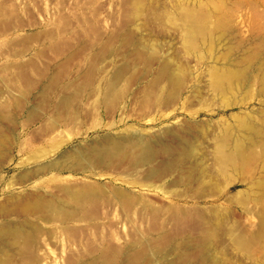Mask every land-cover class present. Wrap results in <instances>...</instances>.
<instances>
[{
  "label": "rangeland",
  "instance_id": "obj_1",
  "mask_svg": "<svg viewBox=\"0 0 264 264\" xmlns=\"http://www.w3.org/2000/svg\"><path fill=\"white\" fill-rule=\"evenodd\" d=\"M263 10L264 0H0V205L10 210L13 205L20 213L17 218L1 213L0 221L17 220L21 230L11 264H167L179 259L184 245L190 246L188 262L194 264L199 260L194 243L206 238L209 226L207 232L220 233L206 239H217L220 249L205 264H264V240L253 236L260 234L262 207L255 204L258 189L248 188L262 177L261 161H253L245 175L239 157L233 155L235 161L231 155L237 136L242 140L245 133L238 116L264 126V95L257 94L260 84L249 95L245 89L231 95L213 83L212 71L222 72L220 66H233L255 48L264 59ZM219 20L227 27L217 25ZM170 69L180 73L181 84L170 83ZM164 113L170 114L165 118ZM165 131L174 137L166 138ZM134 135H155L156 143L164 136L166 143H157L162 150L154 142L153 163L134 167L130 155H120L121 160L96 164L81 152L102 148L112 137ZM163 145H170L173 154L168 156ZM224 153L227 166L221 163ZM158 165L156 176L151 170ZM198 169L210 172L208 178ZM210 174L217 176L218 183L210 182L218 186L208 182ZM87 190L92 201L77 204L72 195ZM115 192L128 194L129 202ZM42 197L58 201L71 220L46 208L34 210L31 206ZM45 213L51 215L48 222Z\"/></svg>",
  "mask_w": 264,
  "mask_h": 264
},
{
  "label": "bare ground",
  "instance_id": "obj_2",
  "mask_svg": "<svg viewBox=\"0 0 264 264\" xmlns=\"http://www.w3.org/2000/svg\"><path fill=\"white\" fill-rule=\"evenodd\" d=\"M136 10H138V8H135ZM136 10H135V12H136ZM259 11L260 10H258V11H256V13L258 12L259 13ZM264 11V10H263ZM263 11H262V13H263ZM257 13V14H258ZM260 13H261V11H260ZM259 13V15H261ZM224 20V19H223ZM226 20V19H225ZM227 22H228V20H226ZM219 22H220V20H219ZM218 22V23H219ZM226 22V23H227ZM222 24V22H220V24H217V25H221ZM228 24V23H227ZM227 24H226V26H225V24L223 23L222 25H224L225 27H227ZM223 26V27H224ZM218 27V26H217ZM220 27V26H219ZM222 27V28H223ZM218 29V28H217ZM224 30H226V29H224ZM259 31V30H258ZM258 34H262V33H259L258 32ZM257 34V35H258ZM264 34V33H263ZM262 34V35H263ZM256 35V36H257ZM255 36V37H256ZM259 36V35H258ZM257 36V37H258ZM263 41H264V39H263ZM263 43V42H262ZM258 44V43H257ZM257 46V45H256ZM255 46V47H256ZM231 49H232V47L231 46H229ZM254 47V46H253ZM254 47V48H255ZM264 47V46H263ZM261 48V47H260ZM231 49H227V51L228 52H230L231 51ZM257 49H259V48H257ZM256 48L254 49V53H248V54H246V53H244L243 54V56L240 58V59H238V61H237V59L235 60V61H237V62H234V64H233V66H226V67H222V66H220L221 67V71L222 72H218V70L217 69H214V70H217V71H214V70H212L213 72H215V80L214 81H216V82H213V80H212V82L214 83V84H216L217 82V85H219V84H222V87H221V89H223V87H225L226 89H227V91L229 92V93H231L232 92V94L231 95H233V94H236V92H234L235 90H237L238 89V92H239V89H245L244 90V95L247 93L248 95H249V93L247 92V91H249V90H252L253 89V85H255V84H260L259 86H260V88H259V90H258V92H257V94L258 93H260V94H262V95H264V59H262V60H260L259 59V57H258V55H259V53H260V49L259 50H257ZM262 49V48H261ZM250 50V49H249ZM227 51H226V53H227ZM233 51V50H232ZM243 51H245V50H243ZM264 52V51H263ZM226 53H224V55L225 56H227V54ZM232 53V52H231ZM243 53V52H242ZM222 55H223V53H222ZM224 55L223 56H221V57H223L224 58V60H223V58H222V60L223 61H226L227 59H225V57H224ZM229 56V55H228ZM218 57V58H217ZM219 57H220V55L218 56H215V61H216V59L217 60H219ZM228 58V57H227ZM246 62H249L248 64H246ZM252 62V63H251ZM233 63V62H232ZM231 63V64H232ZM168 65V63H165V65ZM215 65V64H214ZM218 66V65H217ZM214 67V68H219V67ZM163 67H164V69H163ZM162 67V70H164V72L166 71H168L169 69H168V66H163ZM211 69H212V66H211V68H210V71H211ZM223 69V70H222ZM171 70V73H172V69H170ZM123 71V70H122ZM122 71L121 70H119L118 72L120 73H122ZM170 72V71H169ZM176 72V71H175ZM115 73H117V72H115ZM163 73V72H162ZM177 73L178 74H170L169 76H171V80H169L170 81V83L172 82L173 83V81L175 82V83H177V85L178 84H181V82H180V73L177 71ZM210 73H212V72H210ZM216 73H218L217 75H216ZM166 74V73H165ZM213 74V73H212ZM179 75V76H178ZM115 76H117V74H115ZM210 76H211V74H210ZM216 76L218 77L217 79H216ZM214 76H212L211 77V79L213 78ZM116 77H114V78H112V79H115ZM119 78H120V76H119ZM119 78L117 77L116 78V80L118 79L119 80ZM116 80L114 81V82H116ZM173 80V81H172ZM178 80H179V82H178ZM218 80V81H217ZM110 82H112V81H110ZM110 82L108 83V86H109V84H110ZM220 82V83H219ZM169 83V85H171ZM212 83V84H213ZM117 85V84H116ZM174 85L175 84H173V86L171 85L170 87H174ZM216 85V86H217ZM113 86H115V84L112 82L111 83V87H109L110 88V92H112L113 93ZM215 86V87H216ZM257 85H255V87H256ZM176 87V86H175ZM174 87V88H175ZM178 87V86H177ZM176 87V88H177ZM181 87V86H180ZM179 87V88H180ZM108 88V87H107ZM252 88V89H251ZM214 89V88H213ZM218 89H219V87H218ZM220 89V90H221ZM113 90V91H112ZM175 90V89H174ZM172 88L169 90L170 92H177L179 89L177 88L175 91H174ZM219 90V91H220ZM254 90V89H253ZM257 90V89H256ZM107 91H108V89H107ZM214 91H215V89H214ZM223 91H225V89L223 90ZM222 91V92H223ZM176 92L174 93V94H176ZM222 92L221 93H219V94H222ZM226 92V91H225ZM234 92V93H233ZM246 92V93H245ZM250 93H252L251 91H249ZM178 93H180L179 91H178ZM177 93V94H178ZM108 94H109V91H108ZM107 94V96H109ZM169 94H171V93H169ZM169 94H167V95H169ZM227 93H225V94H222V95H225V96H228V97H230V95H226ZM246 94V95H247ZM172 96V94L170 95V97ZM225 96H223V97H225ZM168 97V96H167ZM177 97V96H176ZM172 99L174 98V97H171ZM175 99V98H174ZM66 101H68L67 99H65ZM165 100H167V99H165ZM168 100H169V102L171 101H173V100H171V99H169L168 98ZM230 99L228 98V100L227 101H229ZM231 101V100H230ZM229 101V102H230ZM229 102H227V105H229L228 103ZM261 103V102H260ZM64 104L65 105H67L68 104V102H67V104H66V102H64ZM236 104V103H235ZM261 110H263V108L261 109ZM176 111V110H175ZM260 110H258V112H259ZM173 113V112H172ZM161 114V113H160ZM163 114V113H162ZM165 114V113H164ZM168 114H170V113H166L165 114V118L167 117V115ZM155 115V114H154ZM261 115H263V114H261ZM236 116H238V115H236ZM151 118L153 117V116H150ZM162 117H163V115H162ZM239 118H241L240 120V129L242 128V130H244L245 131V133H242L243 134V139L242 140H239V137L237 136V140H238V142H237V144H235V146H233V148H235L236 146H237V149H234V150H236L235 152L232 150V156L234 155V156H237V157H239V160L238 161H240L241 163H240V165H241V170H242V168L244 169V170H242L241 172L243 173L246 169L249 171V169L247 168V167H251L252 165H253V161H255V160H260L261 161V169H262V175H259L258 174V177H261V178H258V179H256V180H254V181H251V183L249 184V187L248 188H250L251 187V189H252V187H256L258 190H254V192L255 191H257V192H255V194L257 193L258 194V197L256 198L255 197V199H256V201L257 202H255V204H259V209L262 207V209H260V210H262V213L261 212H259L260 214V231H259V233L260 234H256L255 232V235L253 234V236H257V235H259L260 236V238H257V237H255V238H257V239H263L264 240V126H260V125H256L255 123H253L251 120H248V118H246V117H244V115L242 116V117H240V116H238ZM237 117V118H238ZM149 118V117H148ZM155 118H156V115H155ZM246 118V119H245ZM150 119V118H149ZM149 119H147V121L149 120ZM154 119V118H153ZM262 119H263V116H262ZM261 119V120H262ZM168 120V119H167ZM166 120V121H167ZM264 120V119H263ZM150 121V120H149ZM152 121V120H151ZM173 122V121H172ZM262 122H264V121H261V123ZM148 123V122H147ZM163 123V122H162ZM263 124V123H262ZM239 126V125H238ZM151 127V126H150ZM169 128V127H168ZM239 128V127H238ZM177 129V128H176ZM176 129L174 130V131H176ZM166 131H167V129H166ZM163 132L164 134L165 133H167V135H168V132H170V130H168V132ZM172 131H173V128H172ZM174 133H176V132H174ZM178 133V132H177ZM176 133V135H178V138L180 137V135L179 134H177ZM170 134V133H169ZM126 135V134H125ZM130 135V134H129ZM166 135V134H165ZM175 135V134H174ZM174 135L172 136V135H168V136H166V138H168L169 136L171 137H174ZM153 136V138H155L154 136L155 135H152ZM151 136V137H152ZM242 136V135H241ZM107 137H109V136H106V137H104V140H105V138H107ZM157 137H159V136H157ZM161 137V136H160ZM182 138H183V136H181ZM113 138V137H112ZM106 139V140H108L109 141V143H108V145H105L104 147H100L101 145H99V148H96V149H92V150H90V149H88V147H86L89 151H87L88 153H86V151H85V149H83L81 152H83L84 151V153H82V154H84V155H86L87 156V158H89V159H91V160H93V161H97L96 162V164H101V162L100 161H105V160H110V161H112L111 159H113V160H115V158L116 159H119V158H117V157H119L120 155L122 156H125V155H130L131 156V158H132V162H133V166L135 167H137V165H144V164H151V163H153L154 162V160L156 159V152H155V146H154V142L156 143V141H152V139H147V138H144V137H141V136H123V137H121L120 139ZM162 138H164V136L162 135ZM160 139V141L162 142V140L163 139ZM176 138H177V136H176ZM182 138H180V140L182 139ZM157 139V138H156ZM105 140V141H106ZM153 140H155V139H153ZM165 140V139H164ZM184 140H186V139H184ZM104 141V142H105ZM158 141H159V139H158ZM157 141V143H159ZM166 141V140H165ZM172 141H173V139H172ZM175 142L177 141V139L176 140H174ZM234 141H236V139L234 140ZM161 142H160V144H158V145H162L161 144ZM168 144H171L170 143V140L168 139ZM179 142V141H178ZM181 142V141H180ZM179 142V143H180ZM157 143H156V145H157ZM163 144L164 143H166V142H162ZM182 143H184V141L182 142ZM190 142L188 141V144H189ZM0 144H2V143H0ZM181 144V143H180ZM191 144V143H190ZM103 145H104V143H103ZM157 145V146H158ZM167 145V144H166ZM166 145H163V146H166ZM172 145H176L175 143L174 144H171V146ZM185 145H187V143L185 142ZM194 145V144H193ZM226 144H224L223 145V147L225 146ZM160 146H158L159 148H160ZM170 145H168V148H167V146L166 147H164V152L168 155V156H170L169 154H170V149L172 148H170L169 147ZM178 146V145H177ZM176 146V147H177ZM181 146H182V144H181ZM180 145L178 146L179 148L181 147ZM227 146V145H226ZM95 147H98V146H95ZM193 147V146H192ZM191 147V148H192ZM222 147V146H221ZM220 147V150H223V152L225 151V149L224 148H221ZM0 148H1V146H0ZM89 148H91V146L89 147ZM170 148V149H169ZM175 148V147H174ZM178 148V149H179ZM181 148H183V146L181 147ZM181 148L179 149V151H181ZM185 148H187V147H185L184 146V149ZM188 148H190V147H188ZM191 148H190V150H191ZM217 148H219V147H217ZM258 148H260V149H258ZM161 150H162V148H160ZM193 149V152H194V148H192ZM0 150H2V149H0ZM172 150V149H171ZM189 150V151H190ZM196 150V149H195ZM217 150V149H216ZM219 149L217 150V151H220ZM231 150V149H230ZM229 150V152H227V155L229 156V153H231V151ZM173 151H174V149H173ZM216 151V152H217ZM163 152V153H164ZM175 152V151H174ZM199 151H197V153H198ZM216 152H214V153H212V156L216 153ZM223 152H221V153H223ZM234 152V153H233ZM0 153H1V151H0ZM86 153V154H85ZM162 153V154H163ZM172 153V152H171ZM177 153V152H176ZM188 153V152H187ZM187 153H185V154H183V155H186ZM191 153H192V151L189 153V155L190 156H188V157H191ZM197 153H195V155H197ZM80 154V153H79ZM82 154H80L79 156H81L82 158H83V156L84 155H82ZM162 154H158V155H162ZM165 154V155H166ZM173 154V153H172ZM171 154V155H172ZM181 154V153H180ZM192 154H194V153H192ZM157 155V156H158ZM164 155V154H163ZM198 155H199V153H198ZM216 155H217V153H216ZM226 155V153H224V155H222L223 157ZM229 156V157H232V156ZM122 156V157H123ZM128 156L127 157H124V158H127V160L126 159H124V160H126V161H128ZM175 156V155H174ZM182 156V155H181ZM180 156V158L182 159V157ZM221 156V155H220ZM220 156H219V158H220ZM221 156V157H222ZM234 156H233V158L232 159H235V158H237V157H235L234 158ZM80 157V158H81ZM162 157V156H161ZM166 157V156H165ZM173 157V156H172ZM177 159H178V157L179 156H175ZM214 157V156H213ZM223 157H222V161L224 160V162H222L221 160V163H223V165H224V163L226 164L225 166H227V160H228V158L226 159L225 157H224V159H223ZM86 158V159H87ZM121 158V157H120ZM159 158V157H158ZM183 158H184V156H183ZM195 158V157H194ZM206 158H207V156H206ZM89 159H87V160H89ZM163 159V158H162ZM169 160L171 159V158H168ZM188 159V158H187ZM193 159V158H192ZM192 159H188L189 160V162H190V160H192ZM214 159H217L216 161L219 163V159L218 158H214ZM232 159H230V161H229V164L232 162V163H235L234 162V160H232ZM238 159V158H237ZM237 159H235V161L237 160ZM119 160H121V159H119ZM165 160H167V159H165ZM164 160V161H165ZM172 160V159H171ZM173 160H174V157H173ZM185 160V158L183 159V161ZM198 160V159H197ZM201 160L203 161V160H205V158H201ZM201 160H198L199 161V164L200 163H202V162H200ZM207 160V159H206ZM225 160H226V162H225ZM106 161V162H107ZM110 161H108V162H110ZM162 161V160H161ZM161 161H159V162H161ZM180 161V159H178V162ZM182 161V160H181ZM195 161L196 160H194V163H195ZM98 162H100V163H98ZM129 162H131V161H129ZM158 162V161H157ZM165 162H167V163H170V162H168V161H165ZM176 160H175V163H176V165H177V163H178ZM197 162V161H196ZM213 162H215V161H213ZM217 162H215V165L217 164ZM57 162H55V164H56ZM162 163V162H161ZM161 163H160V166H161ZM164 163V162H163ZM181 163V162H180ZM206 163V162H205ZM220 163V164H221ZM231 163V164H232ZM59 164V163H58ZM132 164V163H131ZM157 164H159V163H157ZM157 164H155V165H157ZM171 164H173V162H171L170 164H168V165H171ZM189 164L190 163H188L187 165L189 166ZM191 164H193V163H191ZM208 164V163H207ZM206 164V165H207ZM219 164V165H220ZM251 164V166H249ZM45 165H47V164H45ZM44 165V166H45ZM48 165H52V162H50V164H48ZM54 165V164H53ZM163 165V164H162ZM175 165V164H174ZM176 165L175 166H173V170H175L174 168L176 167ZM183 165V164H182ZM181 165V166H182ZM186 165V164H185ZM184 165V166H185ZM193 165H195V164H193ZM192 165V166H193ZM202 165V164H201ZM214 165V166H215ZM218 164H217V166H219ZM233 165V164H232ZM236 165V164H235ZM257 165V164H256ZM256 165H254L255 166V168L258 166H256ZM59 166V165H58ZM132 166V167H133ZM153 166V165H152ZM150 167V168H153V167ZM164 167H165V165H163ZM172 166V165H171ZM184 166H182V167H184ZM205 166V165H204ZM234 166V165H233ZM42 167V166H41ZM49 167V166H48ZM54 167L55 168H57V166H55L54 165ZM63 167V166H62ZM62 167H59V169L60 168H62ZM139 167V166H138ZM159 167V165L157 166V168H156V170H155V168L154 169H150L151 170V173L152 174H156V176H158V173L160 172V171H158V168ZM181 167V169H183ZM187 167V166H186ZM189 167H191V165L189 166ZM195 167L196 166H194V167H192V168H190V169H195ZM202 167V166H201ZM210 167H211V165H210ZM216 167V166H215ZM222 168H223V166H221ZM236 167V166H235ZM169 168V167H168ZM167 168V169H168ZM200 168V167H199ZM204 168V167H203ZM213 168V167H212ZM236 168H238V167H236ZM251 168H253V167H251ZM43 169V168H42ZM45 169H46V167H45ZM52 169V168H51ZM64 169V168H63ZM160 169H163V167L161 168L160 167ZM172 169H170V170H172ZM180 169V170H181ZM184 169H186L185 167H184ZM205 169H206V167H205ZM217 169H219V168H217ZM234 169V171H236L237 169H235V168H233ZM166 170V169H165ZM165 170H164V172H165ZM169 170V171H170ZM201 170H203V169H201ZM201 170H197V171H199V174H200V172H202V173H204L203 171H201ZM207 170H211V169H209V168H207ZM213 170V169H212ZM247 170H246V172H245V175L247 174ZM252 171L254 170V169H251ZM260 170V169H259ZM158 171V172H157ZM178 171V170H177ZM194 171V170H193ZM221 171V170H220ZM255 171H256V169H255ZM254 171V172H255ZM172 172V171H171ZM174 172V171H173ZM184 173H185V171H183ZM187 172H188V170H187ZM251 172V171H250ZM179 173H181V172H179ZM196 173V172H195ZM207 173H210V172H206V174H205V177H206V175H208L209 176V174H207ZM211 173H212V171H211ZM150 174V173H149ZM151 174V175H152ZM160 174H161V172H160ZM163 174V173H162ZM183 174V173H182ZM186 174V177H187V173H185ZM194 174V173H193ZM199 174L197 175L196 174V176H198L199 177ZM203 174V175H204ZM252 174H255V173H253L252 172ZM202 175V176H203ZM212 175H214V174H210V176H212ZM244 175V176H245ZM155 176V175H154ZM155 176V177H156ZM160 176V175H159ZM241 176H243V174L241 175ZM240 176V177H241ZM194 177V176H193ZM215 177H217V176H215ZM214 177V178H215ZM246 177V176H245ZM245 177H243V180H244V178ZM191 178L192 177H188V179H186V181L188 180V182L189 181H191ZM199 178H201V177H199ZM204 178V176L201 178V179H203ZM206 178H208V177H206ZM213 178V176L211 177V179L210 180H208V182L209 183H211L210 181L211 180H214V181H217L218 179L216 178V179H212ZM251 178V177H250ZM250 178H247V179H250ZM176 179V178H175ZM174 179V180H175ZM241 179V178H240ZM246 179V178H245ZM197 180V179H196ZM195 180V181H196ZM236 179H234L233 181H235ZM242 179H241V181H243ZM232 180H230V182H229V184H232V182H233ZM192 182V181H191ZM190 182V183H191ZM203 182H205V181H203ZM202 182V183H203ZM213 182V181H212ZM173 183V182H172ZM176 183V182H175ZM199 182L197 181L195 184H197L198 185V187H199V184H198ZM207 184V185H210V184ZM214 183V185H216V186H218L217 184H215V182H213ZM213 183H211V184H213ZM217 183H218V181H217ZM241 183V182H240ZM213 185V187L214 188H216L215 186ZM206 186V185H205ZM204 186V187H205ZM226 186V185H225ZM248 186V185H247ZM211 187H212V185H211ZM212 187V188H213ZM222 187H224L223 185H222ZM208 188V187H207ZM202 190H204L203 188H201ZM218 188H216V190H217ZM223 189H225V188H223ZM245 189V188H244ZM85 190V189H84ZM90 190V189H89ZM92 190V189H91ZM119 190V189H118ZM241 190V189H240ZM28 191V190H27ZM218 191V190H217ZM252 191V190H251ZM92 191H82V192H79V193H74L73 195H72V198L74 199V201H76L77 202V204H81V202H83V201H86V200H88V199H90L92 196H93V194L91 193ZM118 192V191H117ZM125 192V191H124ZM122 193V192H119L120 193V195H119V193H116V194H118L119 196H118V198L119 197H122L123 199L122 200H124V202L126 203V202H129V195L127 196L125 193H127V192H125V193ZM219 192V191H218ZM243 192V191H242ZM247 192H248V190H247ZM254 192H253V194L252 195H255L254 194ZM32 193H34V192H32ZM32 193H29V194H32ZM39 193V192H38ZM37 193V194H38ZM12 194V193H11ZM25 194V193H24ZM27 194H28V192H27ZM29 194H28V196H29ZM95 194H97L96 192H95ZM94 194V195H95ZM19 196H21L20 194H18ZM40 196L42 195V193L41 194H39ZM38 195V196H39ZM8 196V195H7ZM7 196H5L6 197V199H7ZM25 196V195H24ZM27 196V195H26ZM26 196L24 197V198H26ZM33 196H34V198L32 197V195H31V200L33 199L34 201L37 199V198H35L36 196L33 194ZM45 196H47V195H45ZM117 196V195H116ZM257 196V195H256ZM5 197H3V199L5 200ZM9 197H12V198H14V196L12 195V196H8V199H9ZM22 197V196H21ZM50 197H52V196H50ZM97 197V196H96ZM129 197V198H128ZM24 198H22V199H24ZM19 199H20V197H19ZM18 198H17V194H16V197H15V200H17L18 202H16V201H14L13 199H11V200H13L12 202L13 203H11V200H10V203L11 204H14L15 202L18 204L19 202H22L21 201V199L19 200ZM29 199V198H28ZM27 198L25 199V203H27L28 200ZM40 199H41V197H40ZM48 199V198H47ZM56 199H58V198H56ZM120 200H121V198H119ZM253 199H254V197H253ZM2 200V199H1ZM3 200V201H4ZM42 200H46V197H45V199H43V197H42ZM37 201V202H35L36 203V205L35 204H33L34 206H36V208L34 207V206H31L34 210H38V209H44V208H46L47 210H49L50 211V214L52 213V212H54V213H57V214H61L62 216H63V221H65V220H68V219H70L71 220V214L67 211V210H65L61 205H59L58 204V201H56V200H54V199H52L51 198V200H50V198H49V201H47L46 200V202H44V201ZM60 200V199H59ZM91 200V199H90ZM6 201V200H5ZM27 201V202H26ZM92 201V200H91ZM2 202V201H1ZM0 202V203H1ZM30 202L31 201H29L28 203H29V206H30ZM60 202H62V201H60ZM123 202V203H124ZM6 203H7V201H6ZM23 203H24V201H23ZM24 203V204H25ZM34 203V202H33ZM85 203V202H84ZM32 204V203H31ZM65 204V203H64ZM76 204V203H75ZM10 205V204H9ZM8 205V206H9ZM67 205V204H66ZM70 205V204H69ZM73 205H74V202H73ZM82 205V204H81ZM80 205V206H81ZM5 206V203H3V207ZM16 207H18L17 205H15ZM28 206V205H27ZM256 206V205H255ZM1 205H0V215H1V213L3 214V216L4 215H6L7 217H11V216H16L15 218H17V209L18 208H14V209H12L13 208V205L12 206H10V208H11V210L7 207V205L5 206L6 208H7V210H8V212H7V210H6V208H4L6 211H4V209H3V211L5 212V214L2 212V208H3ZM25 207H26V204H25ZM25 207H20L21 209H19V210H22L23 208L26 210V208ZM74 207H77V205L75 206L74 205ZM30 208V207H29ZM23 209V210H24ZM27 209H28V207H27ZM45 209V210H46ZM34 210L32 211V210H29L28 209V211H30V214H31V211H32V213L34 212ZM46 210V211H47ZM259 210V211H260ZM27 211V210H26ZM35 211V212H36ZM52 211V212H51ZM22 212H24V211H22ZM45 212V211H44ZM48 212V211H47ZM18 214H20L19 212H18ZM23 214H25V213H23ZM46 214V213H45ZM44 214V216H47V214H49V213H47L46 215ZM48 215V218L45 220V221H47L48 222V219H51L49 216H51V215ZM27 215V214H26ZM36 215V214H35ZM39 215H41V214H39ZM54 215V214H53ZM56 215V214H55ZM34 216V215H33ZM37 216V215H36ZM74 215H72V217H73ZM13 217V218H14ZM35 217V216H34ZM57 217V216H56ZM3 218H5V217H3ZM54 218V217H53ZM19 219V218H18ZM41 219V218H40ZM42 219H44V217L42 218ZM74 219V218H73ZM5 220V219H4ZM216 223H218V222H216ZM220 223V222H219ZM220 225V224H219ZM20 226V225H19ZM211 226H213V225H211ZM221 226V225H220ZM21 227V226H20ZM216 227V226H215ZM219 227V226H218ZM22 230L24 229L23 228V224H22ZM208 229L210 228V226L209 227H207ZM213 227H211V229H212ZM221 228H222V226H221ZM220 227H219V229H221ZM207 229V230H208ZM259 229H256L257 231L259 230ZM206 230V229H205ZM207 230L206 231H203V233H205L206 232V234H203V235H205V237L207 238V239H209L210 237L213 239V236L214 237H216V236H219V233H220V231L218 230H216V231H214L213 232V230H212V232H210V231H208L207 232ZM222 230V229H221ZM25 231V232H24ZM23 232L25 233V235H26V233L28 234V232L26 231V230H24ZM256 231V232H257ZM37 232H38V230H37ZM36 233V232H35ZM18 235H21V230L20 229H17V220H14L13 219V221H9V222H4V221H0V264H11L12 263V261H10V256H12L13 254H15V253H17V236ZM216 235V236H215ZM29 236H31V234H29ZM206 238H202L201 240H199V241H197V242H195L194 243V245H195V247L198 249V253H197V258L199 259L198 261H195V263L194 264H205L206 262H208L210 259H212L211 257V255H212V253H217L218 251H217V249H216V247H217V245H216V247H215V240H217V239H215L214 240V243L211 241H207V239ZM216 238H218V237H216ZM197 239V238H196ZM210 240V239H209ZM262 241V240H261ZM217 242L218 241H216V244H217ZM28 243H30V240H28L27 242H26V244H25V247H28ZM261 244H262V242H261ZM182 246V245H181ZM218 246H219V243H218ZM264 246V245H263ZM193 248V247H192ZM195 248V249H196ZM217 248H219V247H217ZM181 249H183L182 250V252H181V254H180V256H179V259L178 260H176V261H172V262H169V263H167V264H190L189 262H188V260H189V253H188V251L189 250H191L190 249V246H186V245H184V246H182L181 247ZM196 249V250H197ZM220 249V248H219ZM216 250V252H214ZM193 252H194V249H193ZM196 253V252H195ZM16 255V254H15ZM217 257V260L219 259L218 258V256L216 255V254H214L213 255V259H214V257ZM13 257V256H12ZM221 257V256H220ZM11 259H13V258H11ZM216 260V261H217ZM221 260V259H220ZM11 262V263H10ZM13 264H15V263H13ZM28 264V263H27ZM214 264H217L216 262L214 263Z\"/></svg>",
  "mask_w": 264,
  "mask_h": 264
}]
</instances>
